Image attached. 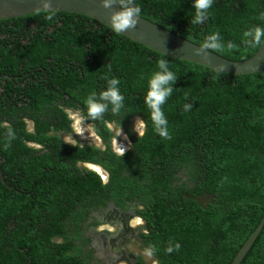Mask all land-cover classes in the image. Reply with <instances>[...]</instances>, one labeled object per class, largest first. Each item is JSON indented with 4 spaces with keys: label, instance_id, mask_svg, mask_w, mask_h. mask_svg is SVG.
<instances>
[{
    "label": "trees",
    "instance_id": "obj_1",
    "mask_svg": "<svg viewBox=\"0 0 264 264\" xmlns=\"http://www.w3.org/2000/svg\"><path fill=\"white\" fill-rule=\"evenodd\" d=\"M136 2L141 16L198 44L219 31L225 48L215 52L229 59H247L259 48L244 45L242 34L264 26V0H214L203 24L190 23L193 0ZM50 12L54 20L40 24H55L60 48L80 61V80L66 89L78 103L0 104V264H99L86 248L84 221L111 202L121 209L141 205L156 264H203L210 245L221 247L222 264H231L264 215L263 74H231L173 58L83 14L46 10L12 19L38 20ZM229 42L238 47L227 49ZM159 59L178 77L162 106L171 139L155 133L144 103ZM105 76L120 79L124 104L117 114L109 105L102 119L93 120L84 101L106 88ZM185 103H193L191 111H183ZM71 109L93 124L104 147L63 139L62 132L74 130ZM136 115L146 124L142 136L131 128ZM111 123L131 140L123 156L112 147ZM9 127L15 132L10 144ZM85 163L101 166L107 179Z\"/></svg>",
    "mask_w": 264,
    "mask_h": 264
},
{
    "label": "flooded vegetation",
    "instance_id": "obj_2",
    "mask_svg": "<svg viewBox=\"0 0 264 264\" xmlns=\"http://www.w3.org/2000/svg\"><path fill=\"white\" fill-rule=\"evenodd\" d=\"M41 20L52 21L54 18L0 19V104L78 103L66 89L75 88L80 80L78 75L81 69L80 61L71 51H63L60 48L64 42L56 39V36L60 35L53 33L55 24L51 22H47V25L40 24ZM19 23L22 26H19ZM57 25H60V22ZM44 27L46 32L41 30ZM14 28H21L23 31H12ZM30 45H57L59 48L49 50L26 48ZM81 75L83 76V72ZM82 118L85 120L83 116ZM209 197L210 195L202 196L201 200L207 201ZM138 207L141 205L132 204L126 209H121L111 202L89 214L84 221V234L89 238L86 248L93 251V262L99 260V264L157 263L153 251L147 246L146 237L149 229ZM107 225L112 226L114 230L109 229ZM261 232L257 237L258 241L253 243L240 264H262L264 231L262 237ZM56 241L62 242L63 239L57 237ZM213 248L210 245V248L205 249L202 263L227 262L224 260L221 247ZM214 250L218 253L216 259L212 256Z\"/></svg>",
    "mask_w": 264,
    "mask_h": 264
},
{
    "label": "clouds",
    "instance_id": "obj_3",
    "mask_svg": "<svg viewBox=\"0 0 264 264\" xmlns=\"http://www.w3.org/2000/svg\"><path fill=\"white\" fill-rule=\"evenodd\" d=\"M44 9H50L52 0H40ZM214 0H193L192 8L195 9L194 15L191 17V24H203L208 18ZM100 4L105 9H110L111 14L107 22L112 32L116 34L126 33L129 29H135L141 19V8L137 5L136 0H100ZM54 12H50L48 18ZM260 19H264V13L260 14ZM242 43L248 47H264V26L256 25L249 27L242 34ZM238 46L232 42L227 44V49L232 50ZM225 45L222 43V37L219 31L208 34L202 45L196 49L197 54H206L208 50L223 51ZM158 70L151 73L147 81V92L144 97V103L150 111V119L153 130L157 135L165 139H171L168 127V119L162 106L165 105L168 98L174 91V85L178 79L177 75L170 69L169 62L165 59L157 61ZM223 65L219 66V70H223ZM107 81L106 88L99 93L93 91L85 99L84 103L87 107V115L93 120L102 119L103 114L111 105L113 114L119 113L124 104V95L120 91V79L116 77H104ZM187 95L185 100H187ZM193 103H185L183 111L189 112L193 108ZM144 123L139 121L134 125V130L138 136L144 135ZM9 144L15 139V132L11 127L7 132ZM124 149H120L119 154L123 156ZM180 244L175 245L178 250ZM167 251L171 252L170 247Z\"/></svg>",
    "mask_w": 264,
    "mask_h": 264
},
{
    "label": "water",
    "instance_id": "obj_4",
    "mask_svg": "<svg viewBox=\"0 0 264 264\" xmlns=\"http://www.w3.org/2000/svg\"><path fill=\"white\" fill-rule=\"evenodd\" d=\"M47 10L83 14L107 26V22H110L109 16L112 11L103 8L100 4V0H52L51 8ZM38 11H46V9L42 7L40 0H0V19L18 17ZM122 34L173 58L199 63L214 70L231 74L261 72L264 76V47H259L252 56L243 60L229 59L212 50H208L206 54L198 55L196 49L199 48L201 44L191 41L144 16H141L140 22L135 29H129L126 33ZM220 65L224 66L223 70H219ZM85 165L99 172V170L93 167L96 164L85 163ZM99 167L103 171V173H99H101L102 176H108L107 171L101 166ZM0 174L4 180L1 162ZM263 227L264 215L258 226L239 249L231 264H240L259 233L263 230Z\"/></svg>",
    "mask_w": 264,
    "mask_h": 264
},
{
    "label": "rangeland",
    "instance_id": "obj_5",
    "mask_svg": "<svg viewBox=\"0 0 264 264\" xmlns=\"http://www.w3.org/2000/svg\"><path fill=\"white\" fill-rule=\"evenodd\" d=\"M69 112H70V116L72 117L73 122H74V124H73L74 130L72 132H62L61 135H62L63 139L65 141L71 142V143H81V144L89 143V144L104 147V142L102 141L100 136H98V134L95 132L93 124L86 122L82 118V116L78 110H72L71 109V110H69ZM131 121H132L131 122V124H132L131 128L133 131H135L134 125H137L139 121H143V120L140 116L136 115V116L132 117ZM28 122H29L28 127L30 129H33L34 122H32L30 120ZM143 123L145 126V122H143ZM110 127L114 132V136L112 139L113 149L118 153H119L120 149H124V150L128 149L130 147L131 140L128 137L125 129L117 123H111ZM87 167H89V166H87ZM89 168H91V167H89ZM103 178L107 179V176H103ZM107 227L111 230H114V228L112 226L107 225ZM98 246L100 247L99 244H98ZM98 254H100V253L98 252Z\"/></svg>",
    "mask_w": 264,
    "mask_h": 264
},
{
    "label": "bare ground",
    "instance_id": "obj_6",
    "mask_svg": "<svg viewBox=\"0 0 264 264\" xmlns=\"http://www.w3.org/2000/svg\"><path fill=\"white\" fill-rule=\"evenodd\" d=\"M93 167L96 168L97 170H99V172L103 173L102 169L99 166L94 165ZM103 176H106V175H103Z\"/></svg>",
    "mask_w": 264,
    "mask_h": 264
}]
</instances>
